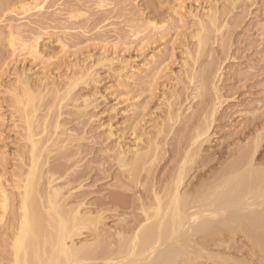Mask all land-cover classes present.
Segmentation results:
<instances>
[{
	"label": "rangeland",
	"instance_id": "obj_1",
	"mask_svg": "<svg viewBox=\"0 0 264 264\" xmlns=\"http://www.w3.org/2000/svg\"><path fill=\"white\" fill-rule=\"evenodd\" d=\"M211 18L216 24L208 22L212 21ZM207 23H210V28H207L214 35L211 34L206 48L205 61L211 65L209 70H215L220 64L222 77L228 81H224L228 87L221 92L226 94L223 96L233 97L235 85L238 87L235 96H239L230 104L235 105L231 108L235 112L228 109L217 117L219 127L214 128L210 135L214 140L209 136L211 147L207 142L202 144L201 155L206 154L209 148L217 149L222 142H230V134L237 132L253 114L264 110V0H0V188L6 197L13 198L9 180L13 169L15 172L20 166L18 157L23 154V159L28 158V154L22 153L29 152L24 147L27 145L29 148V142L24 140L26 120L21 121L28 118L34 126L32 131L36 136L33 135V140H43L42 143L49 146V142L55 145V137L61 136L58 139L64 142L63 148L66 152L69 150L71 157L58 160L59 156L52 153L55 160L52 158L51 163H62L64 171L68 170L67 174L75 172L82 176L80 182L84 188L76 190V193H87L83 194L84 202L88 203L83 207V213L87 211L89 217H98L108 194L116 190L121 192L126 187L131 192L126 190L125 194L133 197H128L132 200L127 198L130 201H126L127 205L136 197L143 201L144 195L151 192L153 182L155 184L159 176L171 171L175 165L173 153L178 147L179 131L183 126L180 122L193 112V103L202 99L200 93L210 88V85L197 83L194 91L189 89L186 93L191 100L176 106L175 97L188 84L186 78L191 64L186 57L190 53L194 55L195 35L201 25L208 26ZM31 47L36 50H31ZM198 85L201 91L197 93ZM192 93L196 94L195 97ZM191 101L192 107L188 105ZM170 107L173 118L178 119H174L175 125L165 122L168 121ZM177 107L179 112L182 111L175 115ZM21 108L24 118L20 117ZM229 111L233 113L232 118H228L226 112ZM164 122L169 128L172 124L171 133L167 130L164 132H169L166 135H158L159 128L167 129ZM58 123L59 128L55 130L54 124ZM172 128L177 131V136ZM154 140L158 144L159 155L156 161V157L150 159L152 162L148 160L143 170L135 169L137 179L141 176L139 182L131 181L130 185V180L126 182L125 178L127 186L115 179L119 173L115 164L117 154L124 151L130 158L136 147L143 151ZM213 141L218 147H214ZM54 145L47 149H55L57 146ZM262 146L257 161L264 155L263 143ZM195 169L194 173H189L190 180L188 178L186 184L194 181ZM134 208L131 211L118 209L117 213L105 215V218L101 215L104 223L97 224L101 229V232L96 230L97 235H105L106 232L114 235L118 232L116 228L131 219L130 216L141 215L140 202H134ZM9 213L10 210L7 215ZM95 232L75 238V243L79 242V246L94 241ZM219 236L227 238L225 245L241 240L227 233ZM3 249L5 247L1 246L0 256L7 251ZM222 251V246L212 247V252L218 255L230 254L231 260L235 257L236 263L230 260V264H238L240 260L242 264L251 261L244 254H238V257L231 251ZM246 259L248 262L243 261ZM200 260L196 264H210ZM3 261L0 264H9L8 260Z\"/></svg>",
	"mask_w": 264,
	"mask_h": 264
},
{
	"label": "bare ground",
	"instance_id": "obj_2",
	"mask_svg": "<svg viewBox=\"0 0 264 264\" xmlns=\"http://www.w3.org/2000/svg\"><path fill=\"white\" fill-rule=\"evenodd\" d=\"M208 22L211 25L213 22L216 24L215 20H208ZM210 23H207L208 26L201 25L195 35V53L194 55L190 53L186 57L191 64L189 72H187L188 75L185 73L188 84L186 83L187 85L184 86V83V87L182 86L184 91L179 92L180 94L178 93L179 95L175 97L176 106H182V102L185 103V100L190 99L186 93L189 89L194 91L197 83L203 86L207 85V87L210 85L208 88L210 90H203L204 93L203 91V94L200 93L202 99L199 100V98L197 99L199 102L193 103L195 111L191 109L193 112L188 116L185 115L187 119L184 117L185 120L182 119L184 121L180 122V125L183 124V126L179 131L181 132L178 137L179 144H176L178 147L173 153V157L176 158L174 160L175 165L171 171L165 170L168 174L165 172L166 174L162 177L159 176L155 184L153 182L151 192L149 191L150 193L144 195L143 201L136 197L133 203L127 205L126 201L129 199L128 197H131V194H129L130 196L125 194L126 190L130 191L127 189L128 187L126 190L121 189V192L117 190L110 192V189L107 201L103 203V206L107 207L102 209L103 206L98 204L101 206V214L97 215L98 217H89L90 215H86L87 211L84 214L82 209L87 207L88 203L84 202V193H76L83 187L80 182L82 176L74 174L75 172L67 174L68 170L64 171L62 163L61 165H54L57 161H54V164L51 163L52 158L55 160L52 153H56L57 155L54 154L56 157L59 156L58 160L71 157V154L68 153L69 150L66 152L63 148L64 142L58 139L61 136L55 137L57 138L55 140L57 147L48 150L47 148L54 144L52 142L50 144L48 139L49 146L42 143L43 140L40 138L41 144L37 140H33V135H35L32 131L33 122L28 118L21 119L24 118L22 116L24 114L20 111L22 108L19 109L22 113L20 114L21 121L26 120V128L24 127L26 139L24 137V140L29 142V148L27 145L24 147L26 146V151L29 152H22L28 154L27 160L24 158L25 161L22 158L23 154L20 157L17 156L20 166L16 168V173L14 169L13 173L11 172L9 185L13 190V198L8 199L4 190L0 188V245L7 249V251L3 249L6 252L0 256V261L8 260L9 264H196L202 259L205 263L210 264L213 262L230 264V254L225 256L226 254L218 255L212 252V247L222 246L224 252L231 251L235 255L244 254L250 258L249 261L251 260L253 264L262 263L264 260L262 258L264 254V155L258 161L257 156L261 153L262 143L264 144V110L256 115L253 114L254 116L248 121L245 120L246 123H243L244 125L239 127L237 132L230 134L228 138V140L232 139L230 142H222L219 148L218 144H214L215 141H213L214 147L218 148H213L214 150L209 148L206 154L201 155L202 144L210 142L211 132L218 126L216 124L217 117H220L225 110H230L233 108L232 106H235L230 104L231 101L235 100V95L238 93V87L232 86L234 98L230 96L225 98L226 96L224 97V93L221 92L227 86L224 83L228 81L222 77L220 64L218 67H214L215 70H209L211 65L205 61L208 53L206 48L209 46L211 34H213V31L207 28H210ZM210 31L212 32L210 33ZM31 48V50H36L34 49L35 46ZM213 63L214 61H212ZM185 67L187 68V66ZM230 83L232 82L230 81ZM72 87L75 86L72 85ZM240 87L244 86L241 85ZM199 90L201 91L199 88L197 93ZM239 90L241 89L239 88ZM195 95L193 96L195 97ZM209 96L211 98H208ZM190 97L192 96L190 95ZM188 103L190 106L192 101ZM176 110L178 111V107ZM180 112L175 111L174 114L178 115ZM230 112H226L229 115L228 118L233 115ZM171 113L173 112L170 107L169 114L167 113L168 121L165 122L174 124V119L177 117L173 118ZM224 116L226 117V114ZM176 120L178 121V119ZM45 124L43 125L46 127ZM55 124L54 129L59 126V123L58 125ZM165 124L163 126H166L167 129H163L160 125L161 129H158V135L169 133L164 132L169 131L172 124L170 128ZM176 132L174 133L176 134ZM172 138L174 139V136ZM166 142L164 143L166 144ZM158 143L160 145L161 142L158 141ZM40 146L43 148L40 149ZM54 146L52 147L54 148ZM209 147L211 146L209 145ZM136 149L130 158L126 156L124 151H120L115 158L116 167L119 168V173L115 175V179L123 185H127L125 181L129 180V184L135 180L139 182L138 179L140 180L141 176L139 175L137 179L138 173L135 172V169L141 168L143 170L142 167L148 160L151 158L154 160L159 155L158 144L155 140L150 141L143 148V151L142 148L140 150L136 147ZM151 160L150 162H152ZM172 162L170 163L172 164ZM197 167L201 168L196 170ZM193 169L197 172V174L195 172L194 181L186 184L189 173ZM57 173L58 176L56 177ZM126 174L127 177L124 176ZM145 177L147 178V176ZM194 183L198 185L196 186ZM75 184L76 186H73ZM62 187L69 189V191L66 192L65 188ZM64 190L66 194H64L65 192L62 193ZM136 201L140 202L139 211L141 215L134 214L135 217L130 216L131 219L123 220L125 221L123 223L119 222L121 225L118 224L119 226L116 228L118 232H115L114 235L108 232L105 235L102 233L97 235L96 230L101 232L97 224L104 223L101 222V215H104L105 218V215L117 213L118 209L134 210V202ZM147 208L150 211H147ZM9 210L11 213L7 215ZM91 232L96 233V235L94 234L96 236L94 241L90 242V240V243L79 246L77 244L79 242L75 243V238H82L85 233L90 234ZM223 233L236 235L241 240L238 239L229 245H225V242H228L227 238L219 236H222ZM91 234L93 235V233ZM230 240L233 241V239ZM236 260L238 261V259ZM243 261L246 262L247 259Z\"/></svg>",
	"mask_w": 264,
	"mask_h": 264
}]
</instances>
